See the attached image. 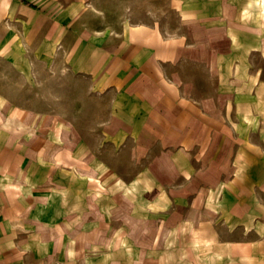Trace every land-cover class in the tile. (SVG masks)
<instances>
[{
    "label": "rangeland",
    "instance_id": "1",
    "mask_svg": "<svg viewBox=\"0 0 264 264\" xmlns=\"http://www.w3.org/2000/svg\"><path fill=\"white\" fill-rule=\"evenodd\" d=\"M89 10L100 33L148 28L177 47L162 75L225 127L213 146L170 145L165 116L109 82L94 47L72 61L74 35L14 5L0 20V228L27 238L29 264L264 263V0Z\"/></svg>",
    "mask_w": 264,
    "mask_h": 264
},
{
    "label": "crops",
    "instance_id": "2",
    "mask_svg": "<svg viewBox=\"0 0 264 264\" xmlns=\"http://www.w3.org/2000/svg\"><path fill=\"white\" fill-rule=\"evenodd\" d=\"M96 1L0 0V20L13 17L14 5L47 17L56 25V33L75 36L71 44L74 42L76 46L70 47L72 61L79 47H94L101 60H105L104 66L114 67V72L107 74L109 82L128 96L144 100L142 104L153 114L165 116L164 130L171 138L170 145L186 149L213 146L225 126L218 115L209 112L210 100L190 99L183 85L179 86V77L177 80L174 74L162 75L161 64L177 59L179 49L169 42L162 43L148 28L129 27L113 34L100 33L99 27L85 19ZM2 225L7 227L5 222ZM27 247L25 236L14 237L7 229L0 228V264H29L31 254ZM236 249L239 258L247 259L251 248L238 245Z\"/></svg>",
    "mask_w": 264,
    "mask_h": 264
}]
</instances>
